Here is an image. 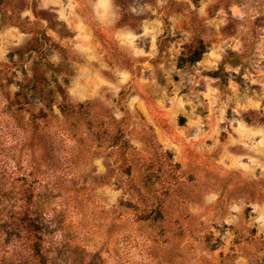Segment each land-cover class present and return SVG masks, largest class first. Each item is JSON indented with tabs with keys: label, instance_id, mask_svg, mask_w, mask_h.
I'll return each mask as SVG.
<instances>
[{
	"label": "rangeland",
	"instance_id": "1",
	"mask_svg": "<svg viewBox=\"0 0 264 264\" xmlns=\"http://www.w3.org/2000/svg\"><path fill=\"white\" fill-rule=\"evenodd\" d=\"M0 136L52 264H264V0H0Z\"/></svg>",
	"mask_w": 264,
	"mask_h": 264
},
{
	"label": "trees",
	"instance_id": "2",
	"mask_svg": "<svg viewBox=\"0 0 264 264\" xmlns=\"http://www.w3.org/2000/svg\"><path fill=\"white\" fill-rule=\"evenodd\" d=\"M3 138L0 136V157L6 160L15 157V150L12 151V147L7 150V146L4 145L6 141ZM19 149L22 154L27 151L25 146ZM3 162L5 163L0 166V208L8 204L9 199L15 195L12 194V191L9 192L4 189L1 180L4 178L11 179L15 183L24 181L23 178L21 180L16 178V172L19 169H14L6 161ZM13 176L14 178H12ZM27 176L30 177L31 175L28 174ZM23 177L25 178V176ZM13 188L15 187L13 186ZM15 192L20 193L22 199L19 201L22 204L11 206L10 209H0V233L5 234L7 242L12 244L14 241L11 254L8 257L4 254L0 256V264H35L36 260L39 264H52L47 251L44 249L45 231L47 232L56 224L57 217L47 209L48 198L42 197L39 193H33V190L26 187L25 184H21L19 189L15 188Z\"/></svg>",
	"mask_w": 264,
	"mask_h": 264
}]
</instances>
